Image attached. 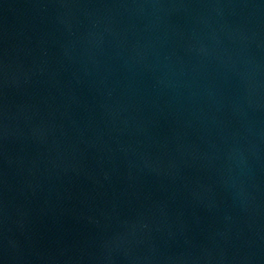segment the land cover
<instances>
[{"label": "water", "instance_id": "water-1", "mask_svg": "<svg viewBox=\"0 0 264 264\" xmlns=\"http://www.w3.org/2000/svg\"><path fill=\"white\" fill-rule=\"evenodd\" d=\"M0 264H264V0H0Z\"/></svg>", "mask_w": 264, "mask_h": 264}]
</instances>
